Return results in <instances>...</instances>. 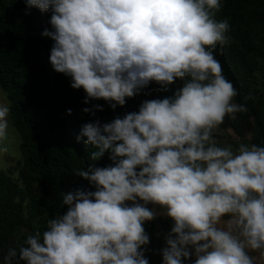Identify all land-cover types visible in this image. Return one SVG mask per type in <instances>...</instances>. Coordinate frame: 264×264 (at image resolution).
I'll return each instance as SVG.
<instances>
[{
	"label": "clouds",
	"instance_id": "obj_1",
	"mask_svg": "<svg viewBox=\"0 0 264 264\" xmlns=\"http://www.w3.org/2000/svg\"><path fill=\"white\" fill-rule=\"evenodd\" d=\"M25 3L51 13L41 33L54 41L49 61L84 90L85 104L103 99L116 109L153 82L171 95L84 123L77 141L96 149L93 161L107 152L112 163L74 170L90 187L64 194L67 211L35 227L2 264H150L145 222L159 214L172 221L161 264H257L251 252L264 259V144L221 146L213 135L226 116L247 111L214 54L230 29L216 19L221 0ZM9 112L0 103V154Z\"/></svg>",
	"mask_w": 264,
	"mask_h": 264
},
{
	"label": "trees",
	"instance_id": "obj_2",
	"mask_svg": "<svg viewBox=\"0 0 264 264\" xmlns=\"http://www.w3.org/2000/svg\"><path fill=\"white\" fill-rule=\"evenodd\" d=\"M50 15L36 6L28 8L25 0H0V86L7 93L11 123L21 137L26 177L36 184L38 195L33 199L52 219L67 211L64 194L77 187H90L89 181L76 175L74 170L112 163L107 152L99 160L91 159L96 149L86 145L83 139L79 142L76 139L82 125L96 118L111 122L114 118H109V114L117 112L123 117L138 111L143 100L152 98L141 93L126 98V104L116 109L103 99L85 104L86 93L82 88L70 86L71 77L55 71L50 78L37 58L41 48L50 56L54 43L52 38L41 35L46 28H51ZM219 48L218 45L215 58L221 63L225 77L232 82L231 70L220 58ZM97 103L103 105L104 110L97 111L95 116L82 111ZM68 109L72 110L71 114ZM254 115L259 134L256 144H264L262 117L257 112ZM13 188L9 177L0 171V198H6L0 202L4 207L0 220L15 218ZM145 229L149 231L148 224Z\"/></svg>",
	"mask_w": 264,
	"mask_h": 264
},
{
	"label": "rangeland",
	"instance_id": "obj_3",
	"mask_svg": "<svg viewBox=\"0 0 264 264\" xmlns=\"http://www.w3.org/2000/svg\"><path fill=\"white\" fill-rule=\"evenodd\" d=\"M216 19H226L229 22L230 29L226 34L228 43L223 46L220 58L231 70L232 82L238 92L234 102L245 105L247 111L237 113L235 119L226 116L213 135L221 146L232 144L235 147L240 142L256 144L259 134L254 112L261 115L264 123V0H221ZM37 58L51 78L55 70L44 48L40 49ZM158 87L153 82L145 91L152 99L171 95V92L155 91ZM0 103L9 106L7 93L1 86ZM117 115L119 113L113 112L109 114V118L113 119ZM8 120L9 139L5 141L8 152L0 154V171H4L12 186L14 185L13 196L17 209L12 221L0 220V264L10 248L19 251L34 228L49 219V213L41 210L33 199L38 195L36 184L26 177V165L20 148L21 137L11 123L10 114ZM5 200L3 196L0 198V202ZM3 208L0 206V215L4 214ZM157 211H161L159 207ZM145 224L149 225L150 231L146 229L150 233V243L147 246L150 251L146 252V256L150 264H161V250L166 246L164 237L170 231L172 221L159 214ZM250 254L257 257V264H264V259L259 258L258 252Z\"/></svg>",
	"mask_w": 264,
	"mask_h": 264
}]
</instances>
